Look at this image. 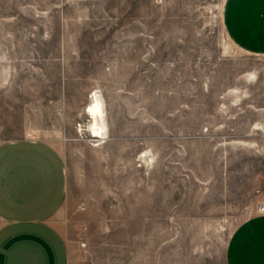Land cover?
Masks as SVG:
<instances>
[{"label":"rangeland","instance_id":"374dc122","mask_svg":"<svg viewBox=\"0 0 264 264\" xmlns=\"http://www.w3.org/2000/svg\"><path fill=\"white\" fill-rule=\"evenodd\" d=\"M225 2L0 0V145L63 158L68 264H226L264 204V55L230 41Z\"/></svg>","mask_w":264,"mask_h":264},{"label":"crops","instance_id":"0c3cea01","mask_svg":"<svg viewBox=\"0 0 264 264\" xmlns=\"http://www.w3.org/2000/svg\"><path fill=\"white\" fill-rule=\"evenodd\" d=\"M222 18L235 46L264 55V0H226ZM65 195L64 160L51 145L31 139L0 145V264H68L64 241L50 225ZM225 260L264 264V213L235 229Z\"/></svg>","mask_w":264,"mask_h":264},{"label":"bare ground","instance_id":"6f19581e","mask_svg":"<svg viewBox=\"0 0 264 264\" xmlns=\"http://www.w3.org/2000/svg\"><path fill=\"white\" fill-rule=\"evenodd\" d=\"M87 113L92 118V124L90 126L91 131L95 139H104L105 123L103 120V110L101 103L96 100L95 104L89 107Z\"/></svg>","mask_w":264,"mask_h":264},{"label":"built area","instance_id":"2783aa9c","mask_svg":"<svg viewBox=\"0 0 264 264\" xmlns=\"http://www.w3.org/2000/svg\"><path fill=\"white\" fill-rule=\"evenodd\" d=\"M256 213L263 214L264 213V204H259L256 208Z\"/></svg>","mask_w":264,"mask_h":264}]
</instances>
